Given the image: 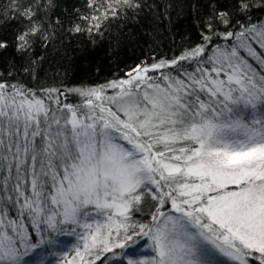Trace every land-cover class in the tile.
Segmentation results:
<instances>
[{
	"label": "snow or ice",
	"instance_id": "obj_1",
	"mask_svg": "<svg viewBox=\"0 0 264 264\" xmlns=\"http://www.w3.org/2000/svg\"><path fill=\"white\" fill-rule=\"evenodd\" d=\"M58 6L0 4V264H264V0H88L68 27ZM189 16L196 40L103 81L33 55L105 21L175 43Z\"/></svg>",
	"mask_w": 264,
	"mask_h": 264
},
{
	"label": "trees",
	"instance_id": "obj_2",
	"mask_svg": "<svg viewBox=\"0 0 264 264\" xmlns=\"http://www.w3.org/2000/svg\"><path fill=\"white\" fill-rule=\"evenodd\" d=\"M103 3V0H98ZM7 3V0H0V4ZM58 8L55 10V15L61 18L65 27H68L72 21L77 20L79 14L89 15L92 9L88 7V0H57ZM227 3V0H225ZM256 17L264 16V12L255 11ZM17 25L15 22L0 29V37L11 42L13 38V29ZM81 26L84 24L81 22ZM147 25L128 24L123 33L119 32L116 23L105 21L102 26L104 37H89L87 33L76 34L73 36H62L57 42L58 53H52L51 49L47 52L42 50L37 44L35 46L34 56L45 55L46 61L44 68L47 70L50 67L56 70L55 66L59 65L61 70H66L68 81L70 84L78 83L81 80L85 81H103L106 78H112L114 74H123L127 66L137 63L145 55L150 54L149 49L155 47L156 55L169 53V50H175L181 43L185 33L193 40L197 39L196 30L192 26L191 17L181 22L177 26L175 33V43H172L167 36L160 38L157 43L158 47L152 44V38L145 34ZM130 30V34H129ZM111 33V35H110ZM119 34L120 40L117 41L114 37ZM93 40L95 43L93 44ZM9 60L20 62L14 48L9 47L6 51L0 52V69L6 67ZM99 69V72H97ZM111 255V254H109ZM117 258H113L110 264H115ZM97 264H100L98 261Z\"/></svg>",
	"mask_w": 264,
	"mask_h": 264
},
{
	"label": "rangeland",
	"instance_id": "obj_3",
	"mask_svg": "<svg viewBox=\"0 0 264 264\" xmlns=\"http://www.w3.org/2000/svg\"><path fill=\"white\" fill-rule=\"evenodd\" d=\"M63 239L69 241V243L74 242L73 238H71V237H65ZM115 264H122V260L121 259H118V261Z\"/></svg>",
	"mask_w": 264,
	"mask_h": 264
}]
</instances>
